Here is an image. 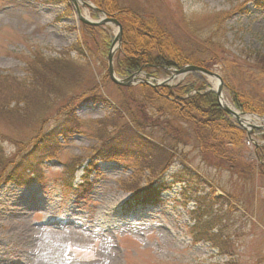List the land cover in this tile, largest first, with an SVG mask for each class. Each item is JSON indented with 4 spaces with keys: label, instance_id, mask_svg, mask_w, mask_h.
Returning a JSON list of instances; mask_svg holds the SVG:
<instances>
[{
    "label": "rangeland",
    "instance_id": "obj_1",
    "mask_svg": "<svg viewBox=\"0 0 264 264\" xmlns=\"http://www.w3.org/2000/svg\"><path fill=\"white\" fill-rule=\"evenodd\" d=\"M117 1L122 9L156 18L184 55L208 62L225 78L223 96L232 108L235 92L243 102L264 109V69L256 58L264 57V0ZM81 11L92 21L101 18ZM84 27L70 0H0V264H264V171L255 170L246 180L229 163L219 167L196 148L191 134L178 141L172 166L161 176L167 156H145L132 133L122 130L129 121L121 106L125 94L108 76V54L118 28L105 25L89 34ZM84 42L90 51L73 50ZM119 49L114 68L125 79L116 69ZM40 57L44 63L60 60L66 71L60 78L49 74L38 65ZM170 77L167 73L156 81ZM187 80L196 81L190 75L177 77L157 89L173 93ZM206 82L207 92L214 91L213 81ZM133 86L150 119L160 118L158 108L167 103L150 92L144 97L142 86ZM65 127L69 132L58 138L52 162L40 161L30 185L4 183L40 137ZM261 135L255 142L263 150L256 154V146L244 138L234 150L236 158L256 164L264 156ZM118 136L123 143L114 142L127 155L91 167L88 187L77 189L82 172L69 177L68 167L94 162L107 151L117 154L119 148L106 141ZM232 150L228 145L227 151ZM186 165L190 175L183 171ZM178 173L191 183L186 194L199 203L185 200L178 186L162 194L164 203L158 207L140 206L125 216L121 206L135 188L169 183ZM209 229L225 237V256L210 242H194L199 231Z\"/></svg>",
    "mask_w": 264,
    "mask_h": 264
},
{
    "label": "trees",
    "instance_id": "obj_2",
    "mask_svg": "<svg viewBox=\"0 0 264 264\" xmlns=\"http://www.w3.org/2000/svg\"><path fill=\"white\" fill-rule=\"evenodd\" d=\"M98 9L103 10L109 17H115L119 20L123 27V41L121 51L117 58V72L120 77H128L140 69L144 68L147 72L153 76L166 75L167 67L185 64H192L204 67L208 70H213L212 66L205 60L196 59L190 56H186L182 53L181 48L174 42L172 36L163 30L162 25L158 23L157 19L149 16H142L136 14L133 11L122 9L118 5L117 0H91ZM95 14L94 16H97ZM85 31L89 34H93L95 28L92 26H85ZM83 48L90 51L88 43L84 42L83 46H75L73 50L81 54ZM260 66L264 69V57H256ZM39 66L42 69L49 71V74L61 77V70H65V64H61L60 60H52L44 63V59L40 57ZM56 64L55 68L49 66V64ZM47 65V67L45 66ZM61 65V66H60ZM49 66V67H48ZM44 71L40 70V73ZM192 78L196 81L187 80L183 85L176 89V92H171L168 89H164V93L159 89L151 88L146 85H142L141 90L144 97L148 92L154 95L157 99H160L167 103L165 109L158 108L160 118L150 119L151 116L145 111L143 106L136 98L135 87H124L125 104L121 105L126 112L125 115L129 117V121L124 125L123 131L132 133L134 145L145 155V153L159 152L167 156L165 162L162 165V174H166L172 164L174 151L179 143L187 141V138L192 134L196 143V148L205 155H208L214 159L215 163L219 166H225L229 163L230 169L238 170L239 174L246 178H252L255 175V170L260 172L264 171V164L254 165L247 164L236 158L234 150L241 144L244 138V131L236 127L228 119V116L223 113L219 108L217 99L214 93L207 92L209 88L206 79L199 73L191 74ZM225 83V89L228 88L225 78L222 77ZM43 91L45 87L41 86ZM163 88V87H160ZM197 91L196 94H192ZM233 104L243 112H252L264 116V109L254 107L252 104L243 102L239 99V96L235 92H231ZM175 94L177 96L175 97ZM192 94V95H191ZM132 106L137 108L135 113L131 112ZM159 115V114H158ZM120 120H125L124 116L118 114ZM134 127V131L131 129ZM147 128V129H146ZM68 127L59 133L50 132L47 135L40 137L33 150L26 156L22 157L13 170L4 177L5 182L8 180L16 181L18 184H25L26 178L23 177V172L29 168L35 167L39 164V160L43 157H51L56 151L58 138L61 136ZM148 129L155 130L158 133H151ZM73 130V129H72ZM70 130V132L72 131ZM219 135L218 137L217 133ZM66 133V132H65ZM144 135L143 136L137 135ZM231 134V135H230ZM126 134H123V138ZM234 135V136H233ZM129 136V135H128ZM173 136V137H172ZM233 136V137H232ZM236 137L237 139H234ZM129 139L131 140L130 136ZM121 140L120 136L106 141L110 144V147L119 148L118 153L109 152L97 154L96 158L103 161L116 160L117 158H123L127 154L121 153L123 148L119 147L116 143ZM116 143H115V142ZM179 141V143H178ZM122 144V141H119ZM232 144V151H227L228 145ZM166 147V148H164ZM171 150V151H169ZM175 153H174V152ZM173 152V153H171ZM146 156V155H145ZM262 161L261 159H259ZM187 166V165H186ZM183 167V171L187 175H190V167ZM153 171L152 166L149 167ZM153 173V172H152ZM183 174L178 173L172 175L171 178L174 182L183 184L186 188L184 192L188 194L191 190L190 181L181 178ZM3 178V176H0ZM3 180V181H4ZM155 183L150 184L152 187ZM140 189L135 188L134 191L138 192ZM145 192H148L147 190ZM144 192V193H145ZM142 191H140V194ZM183 194L186 199L195 200L199 203V198H193L191 195ZM158 200V197H154ZM207 216V215H205ZM202 232V234H201ZM195 234H193L194 236ZM202 240L210 242L215 246L221 255L225 256V237L222 234L216 235L212 233V229L199 231L198 236L195 237L194 242L198 243Z\"/></svg>",
    "mask_w": 264,
    "mask_h": 264
},
{
    "label": "water",
    "instance_id": "obj_3",
    "mask_svg": "<svg viewBox=\"0 0 264 264\" xmlns=\"http://www.w3.org/2000/svg\"><path fill=\"white\" fill-rule=\"evenodd\" d=\"M71 2H73V4L75 5L76 12L78 15V19L83 24L91 25V26H95V27H100V26L111 24V25H114L118 28V34L114 38V41L112 44V49H111L109 56H108V75H109L111 81L117 85H120V86H131L132 83H139V81H137V76L142 73L141 71L134 74L133 76L125 79V80H120L119 78H117L115 70H114V65H113V58H114V54H115L114 47L117 45V48L119 49L121 47V42H122V26H121V24L114 18H104L98 22H91L82 16L80 9L76 5L75 1L71 0ZM82 5L84 7H88L90 9H92L95 12H98V13L105 15V13L103 11L97 9L96 7L89 5L87 2H83ZM196 72H199L202 75L207 76L209 78H215L218 80L219 85H218L216 94H217V98L219 101V105L221 106L222 110L225 111L227 114L233 115V116L238 118L237 114L232 109H230L227 106H224L221 102V98L223 96V81L218 74L210 72V71L203 69L201 67L186 66V67H184L178 71H175V75L171 78V80H174V78H176L178 76H186L190 73H196Z\"/></svg>",
    "mask_w": 264,
    "mask_h": 264
},
{
    "label": "bare ground",
    "instance_id": "obj_4",
    "mask_svg": "<svg viewBox=\"0 0 264 264\" xmlns=\"http://www.w3.org/2000/svg\"><path fill=\"white\" fill-rule=\"evenodd\" d=\"M75 1V3L77 4V6H79L80 8H81V6H82V0H74ZM86 18H88V16H87V14L86 15H84ZM116 32H117V28H116V30H115ZM115 32V33H116ZM116 48V47H115ZM211 80L213 81V83H214V87L215 88H217L218 87V84H219V82H218V80L217 79H215V78H211ZM221 102H222V104L224 105V106H227V107H229V108H231V106L229 105V103H227V101H226V99H225V97L224 96H222V98H221ZM248 122H252V121H250L249 119H247V121H246V123H248Z\"/></svg>",
    "mask_w": 264,
    "mask_h": 264
}]
</instances>
